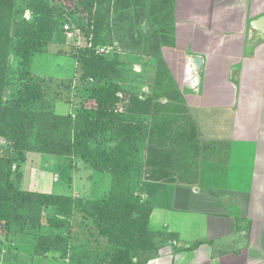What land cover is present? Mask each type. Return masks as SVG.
<instances>
[{"label": "trees", "instance_id": "1", "mask_svg": "<svg viewBox=\"0 0 264 264\" xmlns=\"http://www.w3.org/2000/svg\"><path fill=\"white\" fill-rule=\"evenodd\" d=\"M112 1L119 7L121 0ZM77 2V12L86 13L87 22L80 26L86 45L71 46L69 51L80 63L77 79L85 80L89 87L87 95L95 104L82 115L55 113L44 104L46 90L31 77L14 96L4 98L8 54L12 51L25 65L33 55L45 51L56 30L57 14L47 0H27L26 9L32 21L25 18L14 21L15 0H0V144L8 141L6 147L0 146V224L8 230V238L9 234L20 239L26 234L33 237L30 251L34 256L62 251L65 258L71 248L70 218L75 209H80L107 248L103 259H98L101 264H145L157 256L166 236L149 229L153 206L133 190V175L142 168V173L147 172L143 173L146 179H172L173 165L179 164V170L184 165L188 167L191 163L188 155L199 153L203 145L198 143V130L192 121L191 127L181 124L189 117L182 111L186 110L182 94L159 55L166 36L157 35L155 30L146 41L148 52L160 60L155 75L154 109L145 131L141 129L144 121H126L117 112L120 86L114 79L119 76L118 64L94 50L105 42L102 9L108 10L111 0ZM165 12L171 15L170 9ZM64 99L73 102L71 93ZM107 132L111 140L108 145H91V140ZM143 136L147 137L146 141L140 140ZM143 146L146 157L141 164L137 156ZM27 151L77 156L92 169L111 174L109 193L105 197L83 199L71 193L24 189L21 164ZM14 161H17L15 165ZM47 209L53 213L42 224V212Z\"/></svg>", "mask_w": 264, "mask_h": 264}, {"label": "crops", "instance_id": "2", "mask_svg": "<svg viewBox=\"0 0 264 264\" xmlns=\"http://www.w3.org/2000/svg\"><path fill=\"white\" fill-rule=\"evenodd\" d=\"M156 7L157 35L163 20L171 26L160 52L177 70L203 148L183 170L173 165L172 179L142 176L153 206L148 227L168 237L145 264H264V38L252 25L264 16V0H157ZM194 55L202 56L199 71ZM73 106L66 102L67 111ZM24 189L53 192L31 181Z\"/></svg>", "mask_w": 264, "mask_h": 264}, {"label": "rangeland", "instance_id": "3", "mask_svg": "<svg viewBox=\"0 0 264 264\" xmlns=\"http://www.w3.org/2000/svg\"><path fill=\"white\" fill-rule=\"evenodd\" d=\"M47 1L55 9V16L57 14V25L53 38L46 46L45 51L33 55L29 63L25 65L18 60L12 51L8 54L5 74L7 88L4 98L14 96L15 91L23 85L27 78L31 77L44 87L47 93L44 104L50 106L55 113L76 115L75 113L78 112L82 115L85 114V109H91L95 107V104L87 95V88L89 87L85 84V80L78 81L77 79L80 63L70 53L71 46L84 47V44L81 45V41H79L81 37L84 38L83 32L76 34L75 31L81 24H86V13L79 14L77 12L79 6L77 0ZM156 1H144L141 3L142 5L139 3L136 7L130 6L127 0H121L119 7H115L114 1L111 0L109 9L105 11L102 9L103 19H105L103 32L105 42L99 44L105 48L102 55L107 60L116 61L118 64L119 76L114 79V82L120 86L118 93L120 100L116 104L117 112L126 121L142 123L144 121L145 126H141V129L145 131L148 130V119L154 109L155 75L159 64L158 60H160V57L148 52L146 45L147 39L151 38L155 29L161 28L160 25L158 28L154 27L153 22L158 20L153 14L157 8ZM26 5L27 0H15L14 21H19L22 18L32 21L33 17L26 9ZM164 15H166L164 19L170 17L166 13ZM169 19L163 20L166 27L163 29L164 34L170 33ZM66 22L69 23V30L63 29ZM168 41L165 40V42ZM162 44L167 43L162 42ZM69 49L71 50L69 51ZM59 50L64 53H58ZM159 55L164 60L161 52ZM169 73L172 76L173 84L179 85L175 79L177 70L173 69ZM69 84L71 85L70 88L67 87ZM70 93L74 106L67 111L64 98L66 94ZM162 100L166 101V99ZM155 101L157 102V100ZM39 104L40 102L36 106ZM182 111L189 117L183 119L181 124L191 127L190 122L192 121L195 127L196 122L185 112L187 110L184 108ZM178 124L180 123L177 122V126H179ZM174 125L175 122L172 124V130H174ZM108 137V132L98 135L90 141L91 145H108L111 142ZM142 139L146 141L147 137L143 136L140 140ZM7 144L8 141L7 143L3 142L0 146L1 148L6 147ZM137 157L142 164L146 157L145 146L141 148ZM16 162H13L14 165ZM21 170L24 176L21 186L24 188L31 181V184H34L36 188H40L42 185L52 190V193H71L73 196L86 199L87 197H105L111 187L112 176L110 173L94 170L73 155H53L27 151L25 160L21 164ZM143 173L146 175L147 172ZM143 173L142 168L137 169L134 173L132 188L135 192L141 193L143 200L149 201L150 194L147 192L149 187L145 186L147 191L144 190L142 176L144 178L145 176ZM52 213L50 209L44 210L41 223L46 224L48 216ZM73 214L70 218L72 225L69 233L71 248L65 258L61 256L62 251H53L45 256L34 257L30 251L32 247L30 243L33 237L26 234L25 236L22 235L24 237L20 239V237L9 234L8 238V230L0 224V264H20V262L21 264H101L98 259H103L107 248L104 247L103 241L94 232L89 217L84 215L80 209H75ZM153 226L155 228L156 223ZM63 233L66 234L65 230ZM159 237L161 238V236ZM167 238L165 237V239ZM179 245L186 248L188 243L181 244L179 242ZM24 259L25 263L23 262Z\"/></svg>", "mask_w": 264, "mask_h": 264}, {"label": "water", "instance_id": "4", "mask_svg": "<svg viewBox=\"0 0 264 264\" xmlns=\"http://www.w3.org/2000/svg\"><path fill=\"white\" fill-rule=\"evenodd\" d=\"M260 22H263L264 25V16H261L260 18L256 19L255 22L252 23V25L255 26L257 30H260L259 35L260 37L264 38V26H261V29L259 27H256V25H259ZM191 62L193 66L196 68V70L199 71L202 67V56L200 55L192 56ZM233 74H235V72ZM224 201H226V199H224Z\"/></svg>", "mask_w": 264, "mask_h": 264}, {"label": "built area", "instance_id": "5", "mask_svg": "<svg viewBox=\"0 0 264 264\" xmlns=\"http://www.w3.org/2000/svg\"><path fill=\"white\" fill-rule=\"evenodd\" d=\"M69 27H70V26H69V23H68V22H66V23L63 25V29H65V30H69V29H70ZM75 33H76V34H82V30H81V28H80V27H79V28H76ZM79 41H81V45H83V44H84V46L86 45L85 42H84L83 37H81V38L79 39ZM94 50H95L96 53H98V54H102V52L105 50V48H104L103 46L96 45L95 48H94ZM91 80H92V79H90V81H91Z\"/></svg>", "mask_w": 264, "mask_h": 264}]
</instances>
